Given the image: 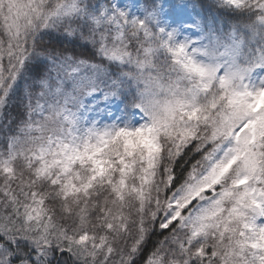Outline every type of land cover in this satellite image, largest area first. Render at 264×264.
Returning a JSON list of instances; mask_svg holds the SVG:
<instances>
[{
    "label": "snow or ice",
    "instance_id": "1",
    "mask_svg": "<svg viewBox=\"0 0 264 264\" xmlns=\"http://www.w3.org/2000/svg\"><path fill=\"white\" fill-rule=\"evenodd\" d=\"M0 264H264V0H0Z\"/></svg>",
    "mask_w": 264,
    "mask_h": 264
}]
</instances>
